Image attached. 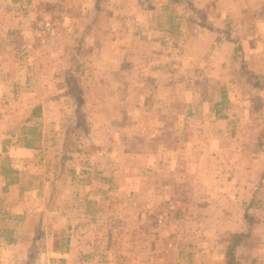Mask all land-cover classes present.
<instances>
[{
    "label": "rangeland",
    "instance_id": "374dc122",
    "mask_svg": "<svg viewBox=\"0 0 264 264\" xmlns=\"http://www.w3.org/2000/svg\"><path fill=\"white\" fill-rule=\"evenodd\" d=\"M222 1L0 5V264H221L264 223V0Z\"/></svg>",
    "mask_w": 264,
    "mask_h": 264
},
{
    "label": "crops",
    "instance_id": "0c3cea01",
    "mask_svg": "<svg viewBox=\"0 0 264 264\" xmlns=\"http://www.w3.org/2000/svg\"><path fill=\"white\" fill-rule=\"evenodd\" d=\"M13 1L14 0H0V5L5 4L7 2L8 3L9 2H13ZM30 1H32V0H30ZM109 1H112L111 3H117V4H121V5H124L126 2L128 3V1L130 3V0H109ZM94 3H95V0H94ZM100 3H101V1L99 2V4ZM218 4L222 7V5H224V1H222V0H218V1L217 0H213V2H212V5L213 6L214 5L217 6ZM143 10L145 11L146 16H148L149 15L147 13L148 10L147 9H143ZM0 12H2L1 7H0ZM117 13L118 12L115 11V10H113V9H111L108 12V14L110 15V18L112 20H114V18L117 16ZM215 18H216V15L214 17L209 15V16H207V21L210 22L211 20H215ZM219 19H221V18H219ZM153 26L154 25L153 24H150V22L149 23H146V26H145L146 27V32H149L150 29L152 30L153 29ZM181 28H182V26H181ZM160 29H162L163 31H165L167 33H172L170 27L167 28V27H165L163 25L160 28H156L157 32H159ZM113 31H115L114 30V27L112 28L111 32H113ZM107 40H108L107 41L108 42V46H112V48H113L115 45L112 44V43H115L116 40L115 39H112V38H109ZM110 49H111V47H110ZM17 148L21 152L22 151H25L26 152V151H29L30 149H34V147L33 148H26V147H24L22 145H17ZM35 148H37V147H35ZM0 152H1V144H0ZM2 180H3V177L0 175V183L1 184L4 183V182H2ZM12 187H15V186L13 184L12 185H9V188L10 189H12ZM251 205H254V203H251L250 206ZM254 208H257V207H254ZM256 218L258 219V217H256ZM253 222H254V220H253ZM243 223L244 222H243L242 215H240L235 220L233 219L232 226H229V229L232 232L245 231L248 228V224H247V221H246L247 228L246 229H243L241 227L242 226L241 224H243ZM253 224L257 225V227H255V226L252 225V229H251V233H250L249 237L241 245H239V247L236 250V253H237V256H238L239 250L245 249V252H244L243 256L247 260L246 264H264V223H262L259 220H255V223H253ZM234 226H236V227L239 226V227L236 228L237 229L236 230V229H233ZM238 260H239V264H241V262H240L241 258L240 257H238ZM221 264H223L222 256H221Z\"/></svg>",
    "mask_w": 264,
    "mask_h": 264
},
{
    "label": "trees",
    "instance_id": "16d2710c",
    "mask_svg": "<svg viewBox=\"0 0 264 264\" xmlns=\"http://www.w3.org/2000/svg\"><path fill=\"white\" fill-rule=\"evenodd\" d=\"M101 0H95V4L98 5ZM257 83V82H255ZM40 115V106L36 105L34 106L28 116L26 117L27 119H31L33 117L39 116ZM25 132L34 134L35 128L34 127H29ZM23 140V143H20V145L26 147V148H33L36 147L34 144V140L32 138H27V136H23L21 138ZM5 148L3 147V150ZM0 173L4 178V186L3 190H6L8 185L14 184L18 181L17 176L12 175V173H17V171L13 168H11L8 164L0 166ZM245 219L247 220L248 228L245 231H239L231 235L228 239L224 240V246H223V264H239L238 256L236 253L237 248L239 245H241L250 235L251 233V228H252V223H253V218L245 213L244 214Z\"/></svg>",
    "mask_w": 264,
    "mask_h": 264
}]
</instances>
